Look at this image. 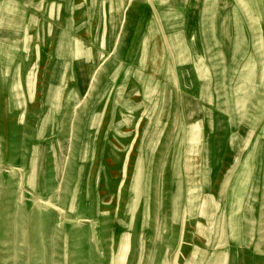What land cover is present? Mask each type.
<instances>
[{"label": "rangeland", "instance_id": "1", "mask_svg": "<svg viewBox=\"0 0 264 264\" xmlns=\"http://www.w3.org/2000/svg\"><path fill=\"white\" fill-rule=\"evenodd\" d=\"M0 264H264V0H0Z\"/></svg>", "mask_w": 264, "mask_h": 264}]
</instances>
